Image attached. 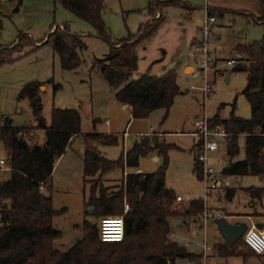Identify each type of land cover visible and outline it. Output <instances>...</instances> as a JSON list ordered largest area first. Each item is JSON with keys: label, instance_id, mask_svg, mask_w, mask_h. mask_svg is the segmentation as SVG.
Segmentation results:
<instances>
[{"label": "rangeland", "instance_id": "rangeland-1", "mask_svg": "<svg viewBox=\"0 0 264 264\" xmlns=\"http://www.w3.org/2000/svg\"><path fill=\"white\" fill-rule=\"evenodd\" d=\"M193 1L191 4L200 7L201 0ZM104 4L103 21L111 41L124 38L129 33L134 34L139 25L147 20L145 8L142 5L135 6L134 0H104ZM192 11L193 19L186 17L187 13L181 7L166 9L165 22L141 43L143 47L139 54L136 53L137 69L131 76L132 79L143 74L160 76L173 70L181 93L174 99L166 116L163 110H156L146 119H132L130 108L121 106L115 99L113 90L94 66L97 60L108 57L111 46L108 41L96 35L89 23L78 19L53 0H0V56L11 58L10 61L0 62V126L5 118L11 119L15 126L36 123L29 102H18L17 96L25 84L39 82L45 125L50 124L52 107L76 109L81 116L80 130L83 135L95 132L117 136L116 145L98 146L100 154L109 160H117L122 151L125 153L129 150L133 145V138L154 135L159 142L171 145L167 151L165 184L176 196L182 198L181 201L175 200L178 206L176 212H182L181 205H187L189 200L202 198L204 193L202 183L192 172L196 152L192 146L198 139L191 134L194 131L193 122L197 118H211L214 115L220 119H228L232 111L241 118L250 117V106L242 93L247 82L246 71L234 70V65L227 66L226 62L235 60L233 47L238 39H245L248 43L264 39L263 24H256L243 17L232 19L227 15L217 21L216 27L212 28L215 36L212 37L210 48L211 64L206 73L210 92L205 94L204 73L199 71V75L192 77L194 71L199 69V64L197 52L193 54L194 49L188 38L191 31L189 24L194 28V19L200 17L202 21L204 15L201 8ZM63 25L68 26L70 33L80 35L86 45L80 51L82 64L74 70L62 69L51 46L42 44L52 26L54 29ZM193 45L196 46L195 43ZM238 62L235 60V63ZM186 64L191 65L183 73ZM214 73H217L215 77ZM54 85H59L60 88L54 90ZM32 132L37 142L44 141L43 130ZM82 134L68 143L54 164L51 180L42 187L45 194L51 195L52 205L56 210L65 209L53 219V226L62 232V238L54 243V247L62 252L82 237L84 221H97V224L99 221L84 210L90 185L84 181ZM215 139L219 150L209 154L208 162L220 171L227 163L226 142L222 137ZM237 144L239 155L236 159L241 160L244 158L243 135L238 137ZM5 156L6 152L0 141V159L5 160ZM162 164V156L154 151L139 159L137 169L141 173H151ZM0 167L1 183L9 177V171L4 165ZM136 170L125 168L123 174L121 168H115L100 181L110 192L117 191L123 184L125 175L137 172ZM224 178L234 189V196L228 200L223 192L216 191L208 199L203 215L211 214L212 218H216L223 214L224 209L242 213L255 210L258 213L253 212L251 220L246 222L259 227L257 220L264 222V179L252 175ZM251 187L262 189L260 198L250 196L246 188ZM251 202L253 207L250 206ZM177 213L168 218L171 229L169 238L187 251L201 254L205 236L208 249L205 251V258L208 260L204 264H264V256L224 258L213 254L214 245L223 242L215 220L203 222L200 217L193 219ZM242 249L250 253L243 246ZM189 262L191 261L179 258L174 264Z\"/></svg>", "mask_w": 264, "mask_h": 264}, {"label": "trees", "instance_id": "trees-1", "mask_svg": "<svg viewBox=\"0 0 264 264\" xmlns=\"http://www.w3.org/2000/svg\"><path fill=\"white\" fill-rule=\"evenodd\" d=\"M53 1L89 23L98 37L110 43L108 57L97 60L94 66L113 90L115 99L130 108L131 118L146 119L156 110H163L166 116L174 99L181 93L176 75L171 70L165 75L143 74L132 79L137 69L136 50L164 22L163 10L166 7L176 6L192 11L197 6L182 0L150 2L145 8L150 19L141 23L134 34L129 33L124 38L111 41L103 21L104 0ZM261 5L263 12L255 23L264 25V0H261ZM226 12L254 21V16L246 11L207 9V14L215 16L216 21ZM52 29L53 26L42 44L51 46L62 69L78 68L82 64L80 51L86 46L82 37L70 33L67 25ZM234 53L235 60L241 63L240 70L247 74L242 93L249 103L250 117L241 118L232 111L228 119L214 115L209 118V124L212 127L221 126L226 132L227 163L221 169V174L234 177L252 175L264 179V39L237 43ZM10 60L9 57L0 56V62ZM40 85L39 82L27 83L17 96L18 102H29L36 123L15 126L11 119L5 118L0 126V141L6 152L3 162L9 171V177L0 183V264H174L179 258L202 264V254L189 252L169 238L171 229L168 218L177 213L178 207L174 191L165 184L167 151L171 145L159 142L154 135L135 138L132 147L125 153L122 151L117 160H109L98 151L100 145H116L118 138L115 134L92 132L83 135V174L84 181L90 185L89 197L84 202L85 213L98 220L123 216L124 238L121 242H104L99 238L97 221H84L82 237L75 244L63 252L54 247V243L62 238V232L53 226V219L65 209L56 210L51 195L45 194L42 187L51 179L54 164L68 143L74 137L81 136V116L76 109L52 107L50 124L46 126L42 118ZM58 88L59 85H54V90ZM37 130L45 133L42 143L33 138L32 131ZM240 135L244 136V158L237 160V139ZM194 148L192 172L200 180L202 166L196 158L200 141L193 144ZM154 151L163 158V164L155 172L127 173L123 184L113 192L102 185L100 179L106 173L115 168H121L123 174L125 168L136 170L139 159ZM246 190L252 198H260L262 193L261 188ZM218 191L223 192L228 200L235 193L231 187ZM124 201L128 204L125 214ZM180 207L182 212L177 214L193 219L202 218L206 211L203 198L189 200L187 205ZM241 245L250 253L244 251ZM214 250L224 258L262 256L245 243L243 236L232 247H227L223 242L216 244Z\"/></svg>", "mask_w": 264, "mask_h": 264}, {"label": "built area", "instance_id": "built-area-1", "mask_svg": "<svg viewBox=\"0 0 264 264\" xmlns=\"http://www.w3.org/2000/svg\"><path fill=\"white\" fill-rule=\"evenodd\" d=\"M216 23V17L205 13L199 26V39L196 46V57L198 59L199 69L195 70L192 77L195 78L199 71L204 73L203 80L205 86L203 92L205 94L210 92V88L207 86V70L210 68V48L212 45V28ZM227 66L235 65V60L230 59L226 62ZM193 135L200 141V148L197 152V161L202 166V176L200 182L203 186V200L205 206L209 195L212 192L222 190L230 187L227 180H224V176L221 174V170L218 171L215 167L209 164V154L219 150V144L216 141V137H226V132L221 126H210L209 118L203 116L197 118L193 122ZM4 165L3 160H0V166ZM2 167H0L1 169ZM177 201H181L180 196H176ZM128 210V204L124 203L123 214ZM210 217L211 214H204V217ZM220 216H216L218 218ZM99 238L104 242H121L124 238V221L123 216H108L99 219L98 224ZM245 243L256 253L264 255V227H256L251 224L243 234ZM206 249L205 246H203ZM189 264H195L189 262ZM204 264V261L202 262Z\"/></svg>", "mask_w": 264, "mask_h": 264}, {"label": "crops", "instance_id": "crops-1", "mask_svg": "<svg viewBox=\"0 0 264 264\" xmlns=\"http://www.w3.org/2000/svg\"><path fill=\"white\" fill-rule=\"evenodd\" d=\"M153 1H155V0H134V2H135V6H139V7H144V8H146V6L150 3V2H153ZM182 1H184V2H186V3H189V4H191V2H194L193 0H182ZM200 7H196V8H201V11H202V13H203V15H205V13H207V9L208 8H219V9H225V10H229V11H246V12H248L249 14H252L253 16H254V22H256V20H257V18H259L261 15H262V12H263V9H262V5H261V0H201L200 1ZM142 5V6H141ZM191 5H193V4H191ZM193 6H195V5H193ZM138 7V8H139ZM176 7V6H175ZM170 9V8H173V7H166L164 10H163V14H164V12L166 11V9ZM182 9H184V8H182ZM185 11H186V17H192V19L194 18V12L193 11H190V10H186V9H184ZM165 15V14H164ZM225 15H227L228 17H231L232 19L234 18V17H241V16H239V15H237V14H234V13H230V12H226L222 17H221V19H217V21H220V20H222L223 18H224V16ZM147 20H149L150 19V17L147 15V18H146ZM165 19H166V16H165ZM146 20V21H147ZM201 18L199 17V19H194V22H195V26H194V28L193 27H191L192 25H190L189 24V28H190V35H189V37L188 38H190V44H191V47L194 49V53L193 54H195V52H196V46H197V42H198V39H199V37H198V30H199V26H200V23H201ZM217 21H216V23H215V25H214V27H216V24H217ZM164 22H165V20H164ZM257 24V23H256ZM161 26V25H160ZM159 26V27H160ZM158 27V28H159ZM214 27H213V29H214ZM157 30V29H156ZM212 33H213V31H212ZM193 36V37H192ZM214 33H213V38H214ZM191 37H192V39H191ZM192 41L196 44V46H194V45H192ZM237 43H248L247 41H245V39L243 40V39H238V41H235V45L237 44ZM234 45V46H235ZM143 46H141V44L138 46V48H137V51L136 52H138V54H139V52H140V50H141V48H142ZM142 51H143V49H142ZM233 51H234V47H233ZM194 58V57H193ZM189 65H191V64H186L185 66H184V68H183V73H184V71H188L189 70ZM121 106L122 107H125L126 109H129V107L127 106V105H125V104H121ZM126 131L124 130V134L123 135H125L126 133H125ZM193 133V131L191 132V134ZM82 134V133H81ZM83 135V134H82ZM74 139H78V137H74L72 140H74ZM132 141H134V138L132 139ZM154 159H156V156H154L153 157ZM58 159V158H57ZM0 160H2V159H0ZM1 170V169H0ZM137 172H139V170L137 169L136 170ZM141 173V172H140ZM51 180V179H50ZM50 180H48L47 182H49ZM211 198V197H210ZM207 202H209V201H207ZM250 206L251 207H253L254 206V204L251 202L250 203ZM224 209V208H223ZM253 212H256V213H258V211H255V210H249L248 212H245V213H242V212H238V211H232V210H230V211H227V210H225L224 209V211H223V214L222 215H220L221 217H225L226 219H227V221L228 222H230V223H232V224H237V223H241V222H246V220H248V221H250L251 220V218H252V214H253ZM261 213V212H260ZM209 218H212V216H210V217H204V215H203V217H202V219H203V222H205V221H208L209 220ZM258 218V217H257ZM247 223V222H246ZM257 223H258V225H260V226H262V225H264V224H262V223H264V222H261V221H258L257 220ZM223 242H224V240H223ZM223 242H220V243H217V244H221V243H223ZM206 243V238H205V236H204V242H203V246H205L206 247V249H204L203 248V250H202V255L204 256V258H203V261L204 262H206L207 260H208V258L206 257L205 258V251L206 250H208L207 249V245L205 244ZM216 245V244H215ZM214 245V246H215ZM212 251H213V254H215V255H217L216 253H215V250H214V247H213V249H212ZM217 256H219V255H217ZM264 255H262V256H260V257H263ZM221 257V256H220ZM254 257H258V256H254ZM227 258V257H226ZM259 258V257H258Z\"/></svg>", "mask_w": 264, "mask_h": 264}, {"label": "water", "instance_id": "water-1", "mask_svg": "<svg viewBox=\"0 0 264 264\" xmlns=\"http://www.w3.org/2000/svg\"><path fill=\"white\" fill-rule=\"evenodd\" d=\"M240 68H241L240 62L236 63L233 67L234 70L240 69ZM215 224L220 233V236L224 240L227 247H232L235 244V242L243 236L244 232L248 228V225L246 222L232 224L228 222L225 217L216 218ZM75 243H76V240L74 241V244Z\"/></svg>", "mask_w": 264, "mask_h": 264}]
</instances>
